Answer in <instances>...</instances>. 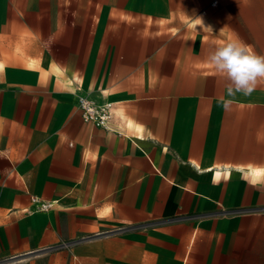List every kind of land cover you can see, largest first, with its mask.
Listing matches in <instances>:
<instances>
[{"label":"crops","instance_id":"obj_1","mask_svg":"<svg viewBox=\"0 0 264 264\" xmlns=\"http://www.w3.org/2000/svg\"><path fill=\"white\" fill-rule=\"evenodd\" d=\"M234 39L264 55V0H0V264H264V81L207 62Z\"/></svg>","mask_w":264,"mask_h":264},{"label":"clouds","instance_id":"obj_2","mask_svg":"<svg viewBox=\"0 0 264 264\" xmlns=\"http://www.w3.org/2000/svg\"><path fill=\"white\" fill-rule=\"evenodd\" d=\"M207 28L211 30L210 27ZM207 62L227 82L226 91L229 97H234L237 93L250 95L257 84L264 81V55L255 53L239 39L209 51ZM223 103L227 109L231 101L225 100Z\"/></svg>","mask_w":264,"mask_h":264},{"label":"built area","instance_id":"obj_3","mask_svg":"<svg viewBox=\"0 0 264 264\" xmlns=\"http://www.w3.org/2000/svg\"><path fill=\"white\" fill-rule=\"evenodd\" d=\"M212 5H215V3ZM77 107L80 110L81 118L85 123H90L95 127L104 130H110V124L113 118L111 104L97 105L88 98H78ZM54 207L55 202L43 201L39 198L33 197L31 199V208L26 213L48 212ZM63 247L66 248L68 245H63Z\"/></svg>","mask_w":264,"mask_h":264}]
</instances>
